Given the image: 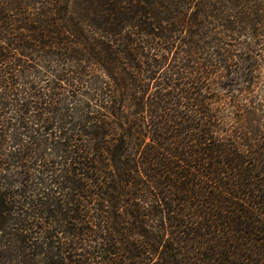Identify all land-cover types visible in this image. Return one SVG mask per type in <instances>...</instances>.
I'll list each match as a JSON object with an SVG mask.
<instances>
[{"label":"trees","instance_id":"16d2710c","mask_svg":"<svg viewBox=\"0 0 264 264\" xmlns=\"http://www.w3.org/2000/svg\"><path fill=\"white\" fill-rule=\"evenodd\" d=\"M262 66L264 0H0V264H264Z\"/></svg>","mask_w":264,"mask_h":264},{"label":"rangeland","instance_id":"374dc122","mask_svg":"<svg viewBox=\"0 0 264 264\" xmlns=\"http://www.w3.org/2000/svg\"><path fill=\"white\" fill-rule=\"evenodd\" d=\"M257 77L259 78V84L256 86V88L253 90V93L248 96H252L250 98L251 101L256 102V106H258L259 112H257L260 116L263 118L260 120L262 123L264 122V66L260 69V71L257 74ZM218 94L221 96L222 101L224 103L229 102L231 93H228L226 89H220L218 90ZM253 105V104H252ZM255 106V104L253 105ZM260 123V122H259Z\"/></svg>","mask_w":264,"mask_h":264}]
</instances>
